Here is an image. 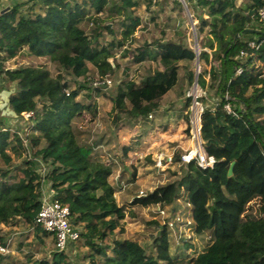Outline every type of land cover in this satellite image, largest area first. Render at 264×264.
Segmentation results:
<instances>
[{"label":"trees","instance_id":"16d2710c","mask_svg":"<svg viewBox=\"0 0 264 264\" xmlns=\"http://www.w3.org/2000/svg\"><path fill=\"white\" fill-rule=\"evenodd\" d=\"M145 1L150 6L154 0ZM139 3L140 0H10L9 9L0 14V76L14 88L5 106L10 117L27 124L29 156L39 159L45 167L41 175L39 163L29 157H24L20 166H13L11 154L20 156L25 149L18 130L12 131L0 119V161L4 166L0 170V224L16 227L21 223L34 232L37 242L43 243L42 238L49 234L34 225L43 178L54 189L55 198L68 207V221L79 232V239L69 242L65 251H54L49 259L44 257L33 264H71L66 251L79 241L87 250L85 264H264V34L234 39L247 28L264 32L256 19L264 0H243L240 6L238 0H189L197 10L198 38L204 35L208 40L199 53L181 37L146 43L135 51L134 64L150 61L161 69L149 71L138 83H117L113 95L102 93L105 90L90 86V70L96 71L94 78L114 75L118 68L114 51L124 46L140 24L138 18L132 17ZM87 8L94 15L106 8L122 13V41L112 39L100 44L101 31L112 33L113 29L108 25L100 29L97 19L90 16L87 21L94 24L88 35L81 26L87 18ZM251 11L254 14L248 21ZM250 42L256 49L248 46ZM24 48L34 58H48L59 67L60 74L51 77L43 66L5 71L3 63ZM242 51L244 56L240 55ZM125 54L126 51L122 56ZM195 61L200 67L197 77L191 69ZM208 61L209 70L204 65ZM180 67L187 84L196 81L205 92V97L196 102L203 107L202 145L214 164L201 169L194 160L182 163L177 180L145 196H135L131 204L174 211L179 201L190 206L192 233L196 239L207 240V244L186 261L172 257L168 228L158 221L152 222L158 231L148 249L121 238L125 213L115 194L122 177L114 184L109 180L112 166L95 157L100 143L80 144L73 125L83 112L96 116L95 105L79 100L81 91H86L87 99L106 94L112 103L115 125L122 119L128 123L147 119L158 111V102L177 86ZM65 77L75 80L73 89ZM208 100L214 102L209 105ZM180 102L186 109L192 97ZM227 104L230 113L224 109ZM24 112H32L33 118L23 121ZM33 148L37 149L32 153ZM130 151L131 147H123L122 158ZM174 160L181 162L179 156ZM12 172H19L21 177ZM133 178L134 175L130 182ZM7 238L0 236V244ZM6 258L8 254L0 255V264Z\"/></svg>","mask_w":264,"mask_h":264},{"label":"rangeland","instance_id":"374dc122","mask_svg":"<svg viewBox=\"0 0 264 264\" xmlns=\"http://www.w3.org/2000/svg\"><path fill=\"white\" fill-rule=\"evenodd\" d=\"M17 1L22 0H14V2ZM161 1L164 0H154L148 6L147 1L140 0L138 7L133 10L132 17L138 18L140 24L135 28L133 35L124 42V46L114 51L113 59H115L118 68L110 77L112 82L110 88L102 93L113 95L117 83L121 81L138 83L149 71L161 69L157 64L150 61L134 64L135 51L141 50L146 43L176 41L181 37V40L194 51L200 50V47L207 43L208 40L204 35L198 38L196 30L198 21L195 13L197 10L190 3L185 8L181 0H167L164 3ZM242 4L243 0H238V5ZM9 5L10 0H0V14L7 11ZM87 11V18L81 26L88 35H90L94 24L91 20L87 21L90 16V18L95 17L97 19L100 29L104 25L113 29L112 33L106 30L101 31V37L98 40L100 44H108L112 39L122 41V27L120 25L121 22H124L122 13L111 9L109 11L108 8L98 15H94L89 8ZM203 17L206 18L205 15ZM124 51H126V56L123 57ZM207 52L210 53V51ZM204 65L209 70L211 62L208 61ZM22 66H43L49 71L51 77L60 74L56 64L51 63L48 58H34L26 48L15 58L3 63L5 71ZM191 69L194 76H196V72H200L197 61L191 65ZM2 77L4 78V76ZM2 77L0 76V90L3 87V89L13 93V83L5 79L2 80ZM88 77L92 79L97 77L96 71L91 68ZM65 79L70 88L73 89L75 80L72 77H65ZM205 79L208 80V75ZM203 92L195 83L187 84L184 78V70L180 67L177 86L158 102L159 109L156 113L151 114L147 119L130 123L122 119L115 125L112 103L107 98L108 96L104 94L97 95L93 99H87L85 97L86 91H81L79 100L85 104L95 105L96 116L93 117L90 113L83 112L80 117L74 120L73 125L77 140L80 144H92L98 141L100 146L95 148V157L106 165L112 166L113 174L109 180L114 184L116 179L122 177L121 181L125 185L124 190L121 191L120 189L115 194L117 204L124 209L125 213V218L121 222L123 228L121 238L136 241L148 249L152 236L158 231L152 222L158 221L159 225H163V220L155 214V208L132 206L131 202L135 196L139 195V192L146 194L178 179L182 162L175 161L174 158L179 156L180 159L181 155L194 145L191 140V132L194 131L197 114L201 108L203 109L202 105L196 102V99L205 97ZM7 96V94L0 93V119H4L6 126L12 131L18 130L19 134L28 135L26 123L23 124L8 116L10 112L5 106ZM187 97H192V102L188 108L184 109L180 101ZM211 102L214 101H207L209 105L212 104ZM22 128L21 132L20 129ZM125 146L131 147V151L122 158V148ZM36 149L33 148L32 153ZM11 157L13 166L18 167L23 158L28 157V155L24 151L20 156L12 153ZM159 159H161L162 164L160 167H156V162ZM3 168L4 166L0 161V170ZM13 173L21 177L19 172H12L11 174ZM132 175H134V181L130 182ZM175 209L176 213H173L172 209L167 210L169 219H171L170 217L180 219L179 222H175L173 230L168 229L170 251L172 257L177 261H186L200 253L205 248L207 240L196 239L193 235L192 225L188 224L189 222L192 223L191 208L187 203L179 201ZM11 235L14 239L10 253L2 264H33L44 257L49 259L54 252L53 240L42 238L43 243L37 242L34 232L28 230L21 223L16 227L0 224V236L10 237ZM86 252L87 250L79 241L71 251L67 250L66 254L71 264H85Z\"/></svg>","mask_w":264,"mask_h":264},{"label":"built area","instance_id":"2783aa9c","mask_svg":"<svg viewBox=\"0 0 264 264\" xmlns=\"http://www.w3.org/2000/svg\"><path fill=\"white\" fill-rule=\"evenodd\" d=\"M206 2H214L216 0H203ZM182 4L184 5L185 8H187V5L189 3V0H181ZM257 22L264 26V6L260 8L257 12L256 15ZM248 46L253 49H256V45L253 42L248 43ZM195 53L198 54L199 50H195ZM241 56H244L245 53L242 51L240 53ZM241 72L240 69L237 70V74ZM87 80H89V84L93 88H101L103 90H106L110 88L112 82L111 79L108 77L99 79V78H90L88 77ZM204 96L205 93L203 92ZM68 95V93H67ZM226 99L228 97L226 96ZM224 109L230 113L231 108L227 104L224 106ZM203 112V109L201 108L199 113L197 114V118L194 122L195 128L194 131L191 132V140L194 143L193 147L185 152L183 155H181L180 160L182 163H189L190 161L194 160L196 161L198 167L201 169H207V168H212L214 164V160L211 157H208L204 148L202 147V142H201V125H200V116ZM235 115V113H232ZM150 117V116H148ZM21 118L23 121H29L30 119L33 118V113L32 112H24L21 114ZM22 132V131H21ZM18 133V132H17ZM23 134V133H22ZM19 137L21 138L22 145L30 159L36 160L39 165V172L41 175L45 173V167L44 164L37 158H31L29 156V150H28V140H27V134L26 135H21L19 134ZM161 159H159L156 162V167H160L161 165ZM121 191L125 189V185L123 183L120 185ZM41 200H40V208L39 211L37 212L35 218H34V225L37 227H40L43 229L44 232L49 234L54 242V251L55 252H63L65 251L67 245L69 242H75L79 239V232L75 230L69 223L68 218H69V210L67 206L62 205L56 198H55V191L54 189L47 183L42 178L41 182ZM140 196H145L144 193L139 192ZM168 208H160V207H155V214L158 218H161L163 220V225H166L169 230H173L175 222H179L180 219L178 217H170L169 219L168 214H167ZM173 213H176L174 210H171ZM190 226L193 224L188 223ZM13 235L8 237L5 241L4 244H0V255H7L10 253V247L13 243Z\"/></svg>","mask_w":264,"mask_h":264},{"label":"water","instance_id":"95a60500","mask_svg":"<svg viewBox=\"0 0 264 264\" xmlns=\"http://www.w3.org/2000/svg\"><path fill=\"white\" fill-rule=\"evenodd\" d=\"M253 14H254V11H251V12L248 13V19H247L248 21H249L250 17H251ZM245 34H264V32H262V31H258V30H254V29H248V28H247V29H244L241 33L235 35L234 39L236 40V39H238L240 36L245 35ZM197 75H198V72H196V77H197ZM195 85L197 86L196 81H195ZM232 169H233V164H231V166H230V168H229V170H228V174H229V175L231 174Z\"/></svg>","mask_w":264,"mask_h":264},{"label":"crops","instance_id":"0c3cea01","mask_svg":"<svg viewBox=\"0 0 264 264\" xmlns=\"http://www.w3.org/2000/svg\"><path fill=\"white\" fill-rule=\"evenodd\" d=\"M239 4H241V3H239ZM0 93H3L4 95L5 94H7L8 96H9V94L11 93L10 91H8L7 89H1L0 90ZM8 96H7V98H8ZM5 100V99H4ZM7 101V100H6ZM6 105V104H5ZM9 116V115H8ZM45 239H47V240H53L52 239V237L49 235V236H47Z\"/></svg>","mask_w":264,"mask_h":264}]
</instances>
